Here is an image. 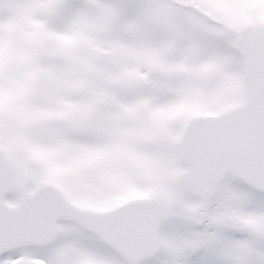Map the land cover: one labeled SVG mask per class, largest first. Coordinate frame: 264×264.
I'll return each instance as SVG.
<instances>
[{"label":"snow or ice","instance_id":"snow-or-ice-1","mask_svg":"<svg viewBox=\"0 0 264 264\" xmlns=\"http://www.w3.org/2000/svg\"><path fill=\"white\" fill-rule=\"evenodd\" d=\"M0 264H264V0H0Z\"/></svg>","mask_w":264,"mask_h":264}]
</instances>
